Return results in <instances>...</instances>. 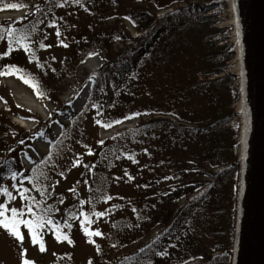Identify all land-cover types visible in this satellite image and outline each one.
Returning <instances> with one entry per match:
<instances>
[{
    "label": "rangeland",
    "instance_id": "1",
    "mask_svg": "<svg viewBox=\"0 0 264 264\" xmlns=\"http://www.w3.org/2000/svg\"><path fill=\"white\" fill-rule=\"evenodd\" d=\"M144 1L118 0L117 8L119 9L113 6L110 13V18L113 17L112 22L116 17L123 16L120 26L125 31L127 30L133 39L137 38L140 33L136 32L131 22L126 20L124 12L131 4L136 8L143 7ZM202 1L203 3L213 2L211 0ZM55 2L62 3L63 0H55ZM27 3L31 4V1H26L25 4ZM171 11H173L172 8L161 11L157 17ZM29 12L28 8L2 12L0 20L14 19L19 26H32L34 32L46 30L45 45H52V47L45 48L40 53L41 58L53 59L55 57L54 64L60 65L71 56L75 64H78L76 53L79 51L78 48L82 49V46L78 47L77 42L90 22V17L84 9L66 2L58 11L48 15L36 16ZM209 14L216 17L214 26L216 30L220 29V33L214 37L216 41L214 51L221 54L224 48H230L229 52L232 53L224 73L216 76L224 78L226 82L224 90L216 87L209 91L201 89L198 84V87L189 88L186 93L178 94L179 86L186 83L190 87L194 82L197 84L205 79L202 72L207 70V66L205 64L196 66L195 64L198 62H195V59L206 55L203 52H199L191 60L178 59L166 67L155 66L149 61L133 75L117 76L119 84H122L117 89L111 84L110 87L92 96L94 81L91 75L106 63V57L104 54L90 51L89 53L93 55L88 53L83 65L77 69L73 77L67 80L65 91L61 95V101L67 104L58 111L55 110L48 96L37 97L33 88L18 77L0 76V117L6 124L5 128L0 129L2 137H5L0 140V163L3 159H12L9 162L10 166H19L18 171L23 176H37L38 171L32 172V169L36 168L35 162L40 163L42 159L49 156L51 161L46 162L48 167L44 168L46 173L50 172L49 169L53 163L63 168L66 178L57 177L59 184L56 185L54 191H50L49 198L52 202H58L61 197L64 198V203L59 204L58 207L60 211L55 213L53 219L61 226L59 234L61 235L62 231L67 232L74 241L73 247L62 241L57 243L55 240L57 232L46 227L42 232L46 251L40 252L39 242L31 243V236L23 225L20 226V231L24 234L23 242L17 241L0 228V264H21L20 253L24 249H27L24 258L33 261L34 264H53L56 258L66 251L72 252L73 264H88L89 258L92 264H112L116 262V259L118 260L119 256L126 255V249L119 252L108 248L109 235L112 233L114 222L126 217L133 219L137 211H141L149 201L157 199L154 195L160 188L161 192L171 188L164 180L170 179L169 175L173 172V168L166 166V162L184 161L194 154L205 158L203 155L209 152L213 144L212 138L208 137L189 142L186 138L171 141L168 138H172V135L169 137L162 132L159 135L155 134L156 137H149V134H137L135 131L143 129L140 127H143L146 122L159 117L154 111L165 104L169 107L173 105L170 110L177 111L180 118L188 125L208 119L210 111L217 106L224 109L231 107L235 110L237 115L224 127L227 132L220 138V142H229L230 138L229 160L239 159L240 162L238 183L234 190L231 189L229 196V206L235 210L231 212L230 218L234 217L235 228L239 229L243 194L242 164L245 161L241 153V134L242 119L246 113L242 109L241 95L246 74L241 54L238 51L240 41L236 31L232 0L219 2ZM53 21H55V27H49ZM56 29H59L61 33L59 38L55 35ZM60 41H63L67 47L63 46ZM228 44L229 47H227ZM122 47L123 44L120 42L115 43L117 50ZM6 49L7 45L4 51ZM228 53L220 57V62ZM9 59L23 63L26 60V54L22 49L16 50L9 55ZM229 75L235 77L227 86ZM234 92H238L239 98L234 99ZM107 103H109L108 106ZM170 118L176 122L179 121L176 117L171 116ZM96 120L120 122L112 123L111 127L104 128L95 123ZM74 122L79 124V131L77 130L74 135H66L65 126L71 128ZM227 127H230V130ZM66 138H77V142L72 143ZM99 140L105 143L100 145L97 143ZM235 144H237L236 147ZM85 145L91 148L94 155H87ZM78 153L81 154V165L73 167V161ZM84 164H94L95 168L89 172L83 167ZM99 169L107 170V173L100 175ZM125 172L128 173L127 176ZM94 174L97 176L94 177ZM114 177L120 179L116 180ZM85 180L89 182L91 190L83 183ZM17 181L10 177L0 186L9 187L15 195V190L10 186ZM77 181L80 183L77 184ZM28 182L23 181L25 187ZM159 182L161 183L160 188ZM74 186L78 189L76 195L68 191ZM185 188L190 190L192 187L186 186ZM103 194L111 195L113 199L104 203L100 199ZM80 200H84L85 204L80 205ZM4 202V198L0 197V203ZM185 203L186 199H183L178 205ZM8 205L9 207H21L22 201L17 197L16 200L9 201ZM112 205H115V208H112ZM105 209H111V211L101 218L91 217L94 223L90 226V229L98 228L103 233L102 237L86 236L80 229L79 220H72L71 228L64 227L69 213L70 217L71 214H76L81 210L91 213ZM51 227L54 228L55 225ZM160 231L161 228L155 229L151 238H154ZM89 239L94 240L95 244L89 243ZM97 246L99 251H97ZM171 247V243L167 242L159 252L165 253V250L169 252ZM137 248L135 245L127 252H134ZM162 256L161 262L169 261L168 254ZM123 263L126 264V261ZM191 264H199V262Z\"/></svg>",
    "mask_w": 264,
    "mask_h": 264
},
{
    "label": "trees",
    "instance_id": "2",
    "mask_svg": "<svg viewBox=\"0 0 264 264\" xmlns=\"http://www.w3.org/2000/svg\"><path fill=\"white\" fill-rule=\"evenodd\" d=\"M26 1H31V4H25ZM211 1L213 2L145 0L141 8L131 4L124 12L126 20L130 21L136 32L141 34L133 39L129 32L120 26L123 16L111 21L113 17L110 18V13L113 6L115 8L119 6L118 0H80L79 3L67 0L68 3L82 7L90 17L87 29L77 42L78 47L82 46V49L78 48L79 51L76 53L78 64H75L71 56L60 65L54 64L51 58H41L40 53L45 48H41L40 44H45L46 30L34 32L32 26H19L14 19L0 20V28L12 27L18 30L17 35H27L32 42L31 46L35 54L31 62L26 54V60L23 63L12 61L9 56L3 57L0 59V70L7 71L6 64L17 65L23 70L26 78L36 84L37 90L49 97L55 110L58 111L67 104L61 101L67 80L76 74L90 51L104 54L106 57V63L91 75L94 81L92 96L110 87L111 84L117 89L122 85L119 84L117 76L133 75L149 61L155 66L166 67L178 59L191 60L199 52H203L206 55L203 56L204 58L195 59V62L198 61L195 64L207 66V70L202 72L205 79L197 84L194 82L190 87L184 81L185 84L178 87V94H184L189 88L198 87V84L201 89L209 91L216 87L224 90L226 86L224 78L216 76L224 73L232 53L229 52L230 48H224L221 54L214 51L216 44L214 37L220 33V29L216 30L214 26L216 17L209 13L223 0ZM5 3H19L22 5L20 8H28L29 13L43 16L58 11L60 7L57 5L61 2L0 0V13L14 10L4 9ZM171 8L173 11L157 17L159 12ZM0 35L4 37L0 40V52H3L8 37L6 31H0ZM116 42L123 44V47L117 50ZM226 53H228L227 56L220 62V57ZM14 76L17 77V75ZM214 77L216 78L211 79ZM228 77L230 78L227 86L235 76ZM233 95L234 99L239 98L238 92H234ZM106 105L108 106L109 103ZM171 106L173 105L169 107L165 104L157 108L154 113L159 117L146 122L143 127H140L143 129L135 132L149 134V137H156L155 134L159 135L162 132L169 137L172 135V138H168L171 141L186 138L190 142L208 137L212 138L213 144L209 152L203 155L205 158L194 154L184 161L166 162V166L173 168V172L169 175L170 179L166 178L164 182L169 183L168 187L171 188L161 192L159 182L160 189L154 195L157 199L153 200V197V201H149L141 211H137L133 219L126 217L114 222L112 233L109 235L108 248L119 252L126 249V255L119 256L118 260L116 259V262L112 264H124L123 261H126V264H188L195 261H199L200 264H233L236 228L234 217L232 219L230 217L231 212L235 210L229 206V196L231 189L234 190L238 183L240 168L239 159L229 160L230 138L229 142L223 143L220 142V138L227 132L224 127L237 114L231 107L224 109L217 106L210 111L208 119L188 125L180 118L177 111L170 110ZM171 116L178 118L179 121L176 122L170 118ZM3 127L5 128L6 124L0 117V129L2 130ZM78 128L79 124L74 122L73 127L65 126L64 131L68 136L74 135ZM227 129L230 130V127ZM1 138L5 137H2L0 132V140ZM66 139L75 144L77 142V138ZM10 161H12L10 158L3 159L0 163V185L11 177L10 170H19V166L11 167ZM46 164L35 162L38 169L36 177L48 186L54 184L59 176L58 173L64 170L61 166L55 165V167L50 166V172L46 173L44 171V168H48ZM188 170H192L193 174ZM40 171L46 174L47 179L40 177ZM98 173L102 175L107 173V170L99 169ZM95 176L97 174H94ZM27 184V187H32L30 182ZM186 186L192 188L187 190ZM29 194L40 199L35 190ZM49 195L44 197V202L52 208H58L59 203L50 201ZM193 195L195 196L192 197ZM183 199H186V203L179 206L178 203ZM55 213H51L52 217ZM69 214L66 219L68 223L72 221L71 215H73L69 217ZM157 228H161V231L151 238L152 232ZM205 231L207 232L204 234ZM63 234L67 232L62 231L61 235ZM57 235H60L59 232ZM61 241L67 243L63 239ZM142 241L144 242L141 244ZM167 242L172 245L169 252L165 250L170 259L168 262H161L163 256L157 254ZM135 245L138 248L134 252H127ZM69 246L73 247V244ZM53 264H73L72 252L66 251L59 255Z\"/></svg>",
    "mask_w": 264,
    "mask_h": 264
},
{
    "label": "snow or ice",
    "instance_id": "3",
    "mask_svg": "<svg viewBox=\"0 0 264 264\" xmlns=\"http://www.w3.org/2000/svg\"><path fill=\"white\" fill-rule=\"evenodd\" d=\"M66 2L67 0H63V2L58 4L57 6L63 7ZM73 2L79 3L80 0H73ZM20 7H22V5L19 3L3 4L4 9H19ZM49 27H55V21H53L49 25ZM0 31H6L7 37H8L7 50L0 52V59L11 55L13 51L22 49L24 53L28 55L29 62L32 61V58L34 57L35 54L31 46L32 42L28 39L27 35H17L18 30L12 27H8L6 29L0 28ZM55 35L57 36V38L61 36L59 29H56ZM2 39H4V37L0 35V40ZM60 43L63 44V41H60ZM63 46L67 47L66 44H63ZM40 47L49 48V47H52V45L40 44ZM89 55H93V53H89ZM53 59H55V57H53ZM5 69H7V71L0 70V76L17 75V77L20 80H22L25 84H28L30 87L33 88L37 97H41L44 95L42 91L37 90V86L34 82L26 78V76L23 74V70L20 69L17 65L6 64ZM133 115H137V114H133ZM119 122L120 121H114V122H107V121H101V120L95 121V123L101 125L104 128H109L112 126V123H119ZM21 143H23V141H21ZM97 143L100 145H103L105 142L103 140H99L97 141ZM85 147L87 148V155H94L91 148H88L87 145H85ZM145 151L147 150L145 149ZM80 155L81 154L78 153L76 158L74 159L73 167H77L81 165ZM29 160H31V157H29ZM50 161H51V157L49 156V157L42 159L40 163L43 164V163L50 162ZM52 167H55L54 163L52 164ZM83 167L89 172H92L95 168V165L94 164L93 165L84 164ZM37 171L38 169L36 168L32 169L33 173H36ZM58 175L61 178H66L64 171H60ZM125 175L127 176L128 173L125 172ZM10 176L12 180H17L18 177H20V180H18L17 183H14L10 186L11 189L15 190V193H16L15 195L12 190H9V187L0 186V197L4 198L5 200L4 203H0V228L4 229L8 233L9 236L15 238L17 241L23 242L24 234L20 231V226L23 225L27 229V233L31 236V243L36 244L37 242H39V250L40 252H44L46 251V248H45V243L43 241V236H42L43 230L46 227H49L50 230L54 232H59L60 227H61L59 224L55 222V220L53 219L51 215V213L59 212L60 209L52 208L46 202H44V197L49 195L50 191L55 190L56 185L59 184V180L55 181L54 184L46 186L41 181V179H38L36 176H23L19 171L10 170ZM40 177L47 179V176L43 171H40ZM114 179L119 180L120 178L114 177ZM25 180L29 181L32 184L31 188L24 186L23 181ZM76 183L79 184L80 181H77ZM83 183L89 187V190H91V186L89 185V182L87 180L83 181ZM33 190H35L39 194L40 199H37L36 196L29 194ZM68 191L72 193L73 195H76L78 192V189L74 186L72 188H69ZM17 197H19V199L22 201V206L21 207H9L8 202L16 200ZM100 199L104 203H107L108 201L112 200L113 197L111 195L103 194L100 197ZM58 203L63 204L64 198L61 197ZM79 203L80 205H83L85 204V201L80 200ZM112 208H115V205H112ZM110 211L111 209H105L104 211H97V212L89 213V212H84L83 210H81L78 213L71 215V219L79 220L80 229L84 232L86 236L91 237L94 235L97 237H102L103 233L98 228L90 229V226L94 223V220L91 217L94 216L96 218H101V217L108 215ZM133 211H135V209H133ZM53 225H55V227L51 228V226ZM64 227L71 228L72 224L68 223L67 220H65ZM62 239L67 241L69 245H72L74 243V241L71 239V237L68 234L55 236V240L57 243L61 242ZM88 242L95 244V241L91 239H89ZM97 251H99L98 246H97ZM26 252H27V249H24L20 253L22 257L21 264H34L33 261H30L24 258ZM157 255H166V253H158ZM88 264H92L91 258H89Z\"/></svg>",
    "mask_w": 264,
    "mask_h": 264
},
{
    "label": "water",
    "instance_id": "4",
    "mask_svg": "<svg viewBox=\"0 0 264 264\" xmlns=\"http://www.w3.org/2000/svg\"><path fill=\"white\" fill-rule=\"evenodd\" d=\"M243 5L253 71L254 153L241 264H264V0Z\"/></svg>",
    "mask_w": 264,
    "mask_h": 264
},
{
    "label": "bare ground",
    "instance_id": "5",
    "mask_svg": "<svg viewBox=\"0 0 264 264\" xmlns=\"http://www.w3.org/2000/svg\"><path fill=\"white\" fill-rule=\"evenodd\" d=\"M232 6L235 13V22L237 25V34L240 41L239 54L243 60V69L246 74V80L242 91L241 104L242 109L246 111L242 119L241 134V153L245 159L242 164V208L239 220V229L237 237V251L235 253V264H241L244 242L246 238V212L248 210L250 196V177H251V158L254 153V95H253V71L251 72L250 45L247 32V23L244 13L243 0H232ZM253 70V69H252Z\"/></svg>",
    "mask_w": 264,
    "mask_h": 264
}]
</instances>
